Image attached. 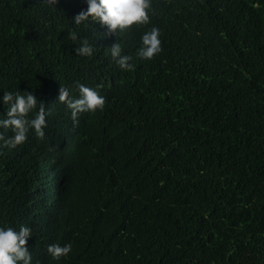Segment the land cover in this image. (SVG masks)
<instances>
[{"label":"trees","instance_id":"16d2710c","mask_svg":"<svg viewBox=\"0 0 264 264\" xmlns=\"http://www.w3.org/2000/svg\"><path fill=\"white\" fill-rule=\"evenodd\" d=\"M86 9L0 0V119L5 92L46 109L43 139L0 147V229H31V264H264V0H150L147 24L107 35L74 24ZM153 27L162 51L141 59ZM77 83L105 106L74 124L58 96Z\"/></svg>","mask_w":264,"mask_h":264},{"label":"clouds","instance_id":"9594fccd","mask_svg":"<svg viewBox=\"0 0 264 264\" xmlns=\"http://www.w3.org/2000/svg\"><path fill=\"white\" fill-rule=\"evenodd\" d=\"M42 2L55 7L58 0H42ZM86 2L87 9L79 12L72 20L75 25H80L91 18L107 27V35L115 33L118 29L121 31L128 29L134 24L142 25L149 22L147 10L150 8V0H86ZM159 36V29L155 27L142 36V45L137 52L141 59L151 60L162 51ZM69 39L76 41L78 36L75 32H71ZM74 51L80 56H91L93 55V45L88 39H83L80 41V46L76 47ZM110 54L120 69L128 71L133 69L134 65L130 63L132 58L122 55L120 43H114L110 47ZM76 87L79 91V98L73 99L69 90L63 87H60L58 96V101L64 103L70 110L74 124L78 123L79 114L102 111L105 106V98L95 90L79 83L76 84ZM2 99L4 105L9 107L7 118L0 119V127L11 128L13 135L5 138L3 133H0V141H3L0 147L14 149L23 144L27 139L29 129H34L38 138H44L46 109L42 101H38L31 92H27L26 95L5 92ZM37 108L39 110L35 118L28 119V114ZM30 237L31 229L24 226H21L18 232L12 228L0 229V264H31L32 255L26 246ZM47 251L53 259H59L71 251V245L61 247L52 244L47 248Z\"/></svg>","mask_w":264,"mask_h":264},{"label":"bare ground","instance_id":"6f19581e","mask_svg":"<svg viewBox=\"0 0 264 264\" xmlns=\"http://www.w3.org/2000/svg\"><path fill=\"white\" fill-rule=\"evenodd\" d=\"M172 261V260H171ZM193 261V260H192ZM173 262V261H172ZM176 262V261H175ZM195 262V261H194Z\"/></svg>","mask_w":264,"mask_h":264}]
</instances>
